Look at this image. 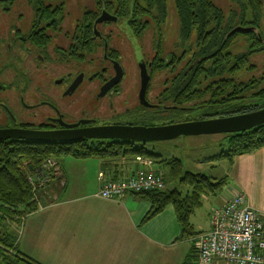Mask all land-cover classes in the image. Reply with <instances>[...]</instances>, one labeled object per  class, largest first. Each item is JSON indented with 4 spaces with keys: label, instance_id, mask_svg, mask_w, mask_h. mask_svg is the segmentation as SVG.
<instances>
[{
    "label": "flooded vegetation",
    "instance_id": "obj_1",
    "mask_svg": "<svg viewBox=\"0 0 264 264\" xmlns=\"http://www.w3.org/2000/svg\"><path fill=\"white\" fill-rule=\"evenodd\" d=\"M67 1L0 0V129L153 127L264 107V96H255L264 89L248 91L253 81L237 79L240 55L228 50L238 34L230 31L240 26L255 28L247 32L251 44L256 39L248 52L257 51L256 25L221 20L213 30L223 27L221 35L190 29L183 36L176 19L169 39L161 33L165 8L160 13L156 4L89 0L71 7ZM90 141L117 154L151 147L105 139L57 144Z\"/></svg>",
    "mask_w": 264,
    "mask_h": 264
},
{
    "label": "crops",
    "instance_id": "obj_2",
    "mask_svg": "<svg viewBox=\"0 0 264 264\" xmlns=\"http://www.w3.org/2000/svg\"><path fill=\"white\" fill-rule=\"evenodd\" d=\"M133 157L62 156L57 161L60 188L53 190L49 200L42 196L40 206L21 218L16 249L36 264H197L194 236L208 230L211 209L234 192L243 194L244 204L264 223V147L226 160L222 187L199 197L196 208L206 202L205 227L193 230L191 226L193 235L182 237L170 205L143 220L149 202L141 196L124 193L104 199L97 195L98 172L106 180H121L138 168L151 170V158L146 166ZM209 264L227 263L213 259Z\"/></svg>",
    "mask_w": 264,
    "mask_h": 264
},
{
    "label": "trees",
    "instance_id": "obj_3",
    "mask_svg": "<svg viewBox=\"0 0 264 264\" xmlns=\"http://www.w3.org/2000/svg\"><path fill=\"white\" fill-rule=\"evenodd\" d=\"M150 5H157L160 13L164 11L163 0H144ZM242 11L250 10L258 12L260 0H237ZM173 9L176 19L180 24V34L185 36L190 29L196 33L206 30L205 36L210 34L221 35L223 32H214L221 20H225L221 12L210 0H173ZM144 13L146 10L143 11ZM248 24L255 25L252 21ZM214 25V26H213ZM212 26V30L208 28ZM226 27H224L225 29ZM198 32V33H199ZM251 37L250 33L245 34ZM256 43V39L252 44ZM240 55L239 63L243 59ZM242 59V60H241ZM255 96L263 97L264 90H259ZM259 107V106H258ZM257 108V106H256ZM264 147V123L245 131L226 134L225 148L220 150L216 158H224L228 162L237 154L251 153ZM133 154L143 157H158L157 154L147 152V149L138 146L131 148L127 153H113L99 149V143L95 141L67 144H39L21 140H0V264H36L23 256L15 247L13 229L17 230L20 220L26 214L33 212L36 200L33 199L31 184L29 182L31 172L38 169L41 162L47 158L58 156H70L72 158L109 157ZM168 170V178L176 184L171 188L148 190L134 193L149 202V209L143 216L147 220L158 213L166 205H170L176 223L179 226L180 237L191 236L189 215L199 204L202 193L213 195L224 184V178H211L202 173L181 172L177 160H160ZM57 164V160H55ZM37 174L38 172H34ZM42 194V191H38ZM36 192V194H38ZM15 230V231H16ZM195 251V250H194Z\"/></svg>",
    "mask_w": 264,
    "mask_h": 264
},
{
    "label": "rangeland",
    "instance_id": "obj_4",
    "mask_svg": "<svg viewBox=\"0 0 264 264\" xmlns=\"http://www.w3.org/2000/svg\"><path fill=\"white\" fill-rule=\"evenodd\" d=\"M211 3L221 12L224 19L231 25H246L250 22H254L258 28L260 34V48L257 51L248 52L253 50L254 46L251 44V40L245 34L238 33L232 40V44L228 48L230 52L238 55H245V59L238 64L239 69L236 72L237 79L242 82L252 80L253 85L249 90L254 91L256 89H264V0H260V8L258 12H252L250 10L242 11L237 0H210ZM89 0H68L67 4L73 7L74 3L80 5V3H88ZM173 0H163V9L165 8L164 19L166 21L162 34L169 39L173 38V29H175L176 17L173 9ZM22 13V12H21ZM11 18H14V13L8 14ZM167 26V27H166ZM165 28L168 30H165ZM172 31V32H171ZM167 38V39H168ZM247 93V91H246ZM226 134H208V135H195V136H179L170 140H164L160 142L150 143L151 147L147 148V152L151 154H157L158 157H150L153 160L151 165V171L160 175L163 179V186L171 188L176 186L168 178L167 167L160 162V160L169 161L175 159L178 161L180 171H188L191 173H202L209 177H215L218 179L227 169L228 163L224 158H216L215 156L220 150L225 148ZM126 159H132L133 154H123ZM61 156L55 158H49L59 161ZM44 159L42 163L45 162ZM34 170L29 174L32 179L36 178L34 173L41 171ZM58 167V164H56ZM47 168V167H46ZM59 171V169H58ZM34 173V177L32 176ZM41 176V180H38V188H35V198L38 208L40 201L38 200L43 196L48 200L52 198V195L58 191L62 183L61 178H57L54 175H48L45 178V173L37 174ZM37 177V178H38ZM55 181V182H54ZM222 189V188H221ZM42 191L40 194L38 191ZM55 192H54V191ZM38 192V194H36ZM201 207L195 208L192 214L189 215V223L193 230L197 227L204 228L205 214H203L206 202H201ZM17 231L14 234L17 237Z\"/></svg>",
    "mask_w": 264,
    "mask_h": 264
},
{
    "label": "built area",
    "instance_id": "obj_5",
    "mask_svg": "<svg viewBox=\"0 0 264 264\" xmlns=\"http://www.w3.org/2000/svg\"><path fill=\"white\" fill-rule=\"evenodd\" d=\"M133 159L140 165L148 166L151 163L149 158L139 155ZM53 163L52 159L47 158L38 173H45V178L48 175L58 177V167ZM37 174L35 179H29L34 191L33 199L35 188L39 185L38 180H41V176L38 177ZM96 180L99 182L97 195L104 199L163 187L162 177L144 167L121 180H106L98 172ZM208 226V230L193 238L197 264H209L213 259L227 264H264V223L253 209L244 204L241 192L232 193L222 205L211 209Z\"/></svg>",
    "mask_w": 264,
    "mask_h": 264
},
{
    "label": "water",
    "instance_id": "obj_6",
    "mask_svg": "<svg viewBox=\"0 0 264 264\" xmlns=\"http://www.w3.org/2000/svg\"><path fill=\"white\" fill-rule=\"evenodd\" d=\"M103 18L100 15L96 21ZM256 32L253 27H235L230 31L238 33ZM116 78H114V81ZM146 77H141L139 95L143 92ZM73 85V84H72ZM110 86V85H109ZM108 86V87H109ZM12 118L7 109H5ZM264 123V107L236 115L189 121L153 127L98 126L72 129L76 125H61L59 130H30L21 128L0 129V140H21L39 144L72 143L81 139L121 140L133 143H153L170 140L179 136H195L208 134H230L248 130Z\"/></svg>",
    "mask_w": 264,
    "mask_h": 264
}]
</instances>
